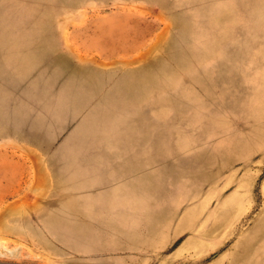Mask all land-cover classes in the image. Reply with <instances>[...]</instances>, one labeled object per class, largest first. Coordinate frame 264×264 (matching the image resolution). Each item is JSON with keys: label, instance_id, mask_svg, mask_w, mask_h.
<instances>
[{"label": "rangeland", "instance_id": "1", "mask_svg": "<svg viewBox=\"0 0 264 264\" xmlns=\"http://www.w3.org/2000/svg\"><path fill=\"white\" fill-rule=\"evenodd\" d=\"M115 161L145 213L80 254L46 212ZM0 264H264V0H0Z\"/></svg>", "mask_w": 264, "mask_h": 264}, {"label": "crops", "instance_id": "2", "mask_svg": "<svg viewBox=\"0 0 264 264\" xmlns=\"http://www.w3.org/2000/svg\"><path fill=\"white\" fill-rule=\"evenodd\" d=\"M127 150L126 146H119L111 154H126L130 152ZM111 166L114 169L111 179L118 183L112 193L106 192L99 196L85 194L61 202L46 212L83 215L82 221L69 223L71 238L68 243L80 254L94 255L114 251L117 239L126 233V228L133 229V218L131 222H127L126 213H145L144 205L137 203L149 200L148 185L136 183L138 178L134 177L132 162L115 161L111 162ZM80 190L88 193L93 189L90 185H82ZM93 227H97L95 233L92 232Z\"/></svg>", "mask_w": 264, "mask_h": 264}]
</instances>
